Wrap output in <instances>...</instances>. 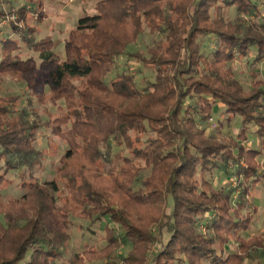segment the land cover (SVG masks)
I'll return each mask as SVG.
<instances>
[{
  "label": "trees",
  "instance_id": "1",
  "mask_svg": "<svg viewBox=\"0 0 264 264\" xmlns=\"http://www.w3.org/2000/svg\"><path fill=\"white\" fill-rule=\"evenodd\" d=\"M186 1L93 0L94 13L84 10L76 29L66 38L63 59L54 51L52 38L31 37L35 31L27 22L35 9H18L29 33L1 40L0 82L11 73L43 71L51 99L64 100L74 109L64 123L68 129L57 135L67 150L51 181L41 182L36 176L45 157L34 147L30 132L35 127L24 117V122L13 127L8 121L0 126V188L13 185L12 177H17L21 181L17 186L25 189L19 200L0 202V210H4L0 213V264H88L87 257L92 260L91 256H103L110 250H117V257L126 264H150L155 246L161 244L164 248L157 247L160 256L156 264H242L250 259L249 252L256 247L247 246L242 236L251 225L244 213V199L230 207L235 191L215 184L214 171L230 182L233 174L228 172V164L239 167L245 160L248 169L242 173L237 169L235 176L244 175L257 184L264 180V176L258 179L259 164L255 163L260 151H245L236 140L223 147L213 138L205 142L197 127L199 122L205 124L204 119L221 103L243 119V131L256 124V135L264 146V120L253 116L254 99L241 97L239 83L222 67L250 48L259 54L264 51V0H260L262 22L247 28L233 24L229 13L256 14L259 0ZM15 24L13 31L18 28ZM207 24L212 28L204 27ZM131 26L136 29L135 38L144 34V29L160 38L155 48H147L146 56L129 52L136 45V39L130 38ZM206 38L214 41L208 53L200 42ZM125 58L151 69L154 81L135 80L133 68L127 66L109 83L117 62ZM114 98L142 105L117 108ZM196 98H200L197 106H205V112L196 109ZM140 163L146 164L145 169ZM156 166L162 168L163 175L153 176L152 183L143 181L144 172L152 169L154 175ZM209 175L214 177L212 181L207 179ZM98 178H111L128 194L127 201L120 204L123 209L110 194L99 191ZM59 185L68 191L62 208L57 205ZM248 193L244 189L243 194ZM28 200L32 207L17 212L16 205ZM135 203L154 208L158 203L165 208L156 242L142 257L139 251H144L151 237L133 225L128 209ZM71 214L90 223L80 228L89 234L105 222L104 238L93 244L99 247L104 240L105 246L99 250L89 243L66 259L65 250L72 241L66 216ZM198 224L213 230L214 239L200 238L195 232ZM233 240L239 243L238 254L222 257L210 249L216 242ZM121 246L130 248L131 253L121 255Z\"/></svg>",
  "mask_w": 264,
  "mask_h": 264
},
{
  "label": "rangeland",
  "instance_id": "2",
  "mask_svg": "<svg viewBox=\"0 0 264 264\" xmlns=\"http://www.w3.org/2000/svg\"><path fill=\"white\" fill-rule=\"evenodd\" d=\"M91 2H93V0H0V11L2 13V16H0V57L1 40L3 38H6L7 36L16 38L15 34L25 36L29 33L26 23L21 22V16L18 12V9L24 7L27 11L35 9V13L29 16V20L27 22V24L30 27H33L35 31V33H31V37L35 35L34 37L36 40L52 38L54 41V51H56L58 56L63 59L65 40L71 31L76 29L79 16L85 14L84 10L88 13H94V7L90 4ZM180 2L187 3L186 0H180ZM25 3L27 4L25 5ZM34 3L36 5H33ZM37 4L39 6H37ZM258 6L259 10H257L256 14L253 15H245L244 13L237 14L235 11H231L229 13V20L233 24H240V26H244V28H247L253 23H261L262 20L259 19V16H261L263 6L260 0L258 1ZM37 15H39V17ZM262 18L264 19V12L262 13ZM12 23H16L15 26L18 25L17 27L19 29L17 28L15 29L16 31H13ZM262 23L264 24V21ZM204 27L209 29L212 28V26L208 24ZM129 31L130 38L134 40L136 39V45L129 49V52L131 53L141 52L146 56V51L149 46H153V49L159 44L160 38H158V36H153L151 31L148 29H144V34L138 37L136 36L137 38L133 35L136 33V29L134 27L131 26ZM229 31L234 32V30L231 29ZM200 42L205 48L204 52L206 53L209 52L210 48H213L214 41L209 42L206 38L204 40H200ZM127 66L133 68L132 75L135 77V80L139 81L143 79L154 81V72L151 71V69L144 68L143 65L139 64L135 60L129 61L128 58H125L117 62L118 69H116V71L108 78V82L110 83L111 80H115L116 75L127 68ZM222 67L229 70L228 72L232 75V81H237L239 83V88L242 91L240 94L241 97L254 99L253 104L256 106L252 108H255L253 116L256 119L263 121L264 51H262V54H259L255 51V49L250 48L248 51L245 50L243 55L236 56L231 64H223ZM45 78L46 74L43 71L29 74L11 73L5 75L0 82V126L3 122L8 121L7 124L13 127L17 125V123L20 124V122H24L22 120L24 117V120L29 126L35 127V130L30 132V134L33 135L32 139L34 140V147L36 150L42 152L45 157L44 162L41 167L38 168L36 173V176L41 182L55 179V171L59 168V160L67 150V146L65 145L63 139L57 135L60 131H66L68 129L69 125L64 123L65 120L68 121V118H71L74 109L70 106L71 104L66 103L64 100L56 101L51 99L49 88L45 84ZM78 86L79 88L81 87V85ZM162 94L163 93L160 95ZM108 97L109 99L111 98L110 96ZM103 99L105 100V98ZM199 100L200 98L195 99L196 109L205 112V106H197ZM112 102H114V105L117 106V108H122L129 104L142 105L139 102H133L122 98H114L112 99ZM248 103L252 104V101L250 100ZM204 123L205 124H200L199 122L197 128H199L204 134V137L206 138L205 142H209L208 140L213 138L220 146L223 147L230 146L231 141L236 140L238 143L242 144L245 151H251V149L259 150L260 154L256 157V162H254L259 164V169L257 171L258 179L264 176V146L256 135L258 128L256 124L248 125L247 130L243 131V119L229 113L226 107L221 103L214 107L212 110V116L204 119ZM250 157V155H246L247 160L250 159ZM79 161L84 162L82 159ZM134 165V168H137V162H135ZM247 165L248 162L245 160H242L239 167L234 164H228L227 170L233 174L230 182L224 174H219L218 170L214 171L217 173L216 177L218 179L214 180V183L220 184L222 187L232 188V190L235 191L230 207L235 208L238 201H241L242 203V200L244 199L243 204L246 205L244 213L247 219H250L249 221L251 225L248 233H244L242 236L246 239L245 241H248L249 244L247 246H250V248L256 247V249H251L249 252L251 255L248 256L250 259H246L242 264H264V180L254 184V180H246L244 175L241 177L235 176V171L236 173L238 172L237 169L240 170L241 173L245 172V169H248ZM145 166V163H140V167H142V169H145ZM160 169L156 166L154 175L151 171L152 169L145 171L142 176L143 181L152 183L150 180H152L151 178L153 176L157 178L161 174L163 175L162 168ZM213 178V176H207L209 181H212ZM12 180L14 182L13 185L8 187L4 185L0 188V202L6 203L12 199L19 200V198H21V196L25 193V189L17 186L21 181L17 179V177H12ZM25 181H28V179ZM58 181L60 180L58 179ZM96 184L100 192L110 194L114 203L117 204V207L123 209L120 204L125 203L128 198V194L124 190L120 189L111 178H98L96 180ZM59 186L61 187L62 185ZM244 189L249 190L247 196L243 194ZM67 194L68 191L64 189V187H61L60 193L57 194L58 208H62L65 205ZM72 204L74 205L73 202ZM31 207L32 204L30 203V200H28L26 202H21L19 206L16 205L15 209L19 212L22 208L29 210ZM156 207L157 208L135 203L128 209L133 225L142 229L151 237L150 243L147 247L143 246L145 247L144 251H139L140 257H142V255H147L148 252L145 250H147L150 245H154L157 239L156 230L159 226L158 222L162 219L165 208L158 203ZM169 212L170 210L166 212V215L169 214ZM0 213H4V210H0ZM71 215L66 216V221L71 225L72 235V241L65 250L66 259H69L82 251L84 249V245H89L90 243L89 246H91L94 242L100 241L104 238L105 235L104 231H102L106 225L105 222H103L98 228L94 227V234H89L82 232L80 228L82 226L87 227L90 223L82 221L76 214ZM203 223L206 224V222ZM2 224L3 221L0 217V225ZM182 227L187 229L188 226L183 224ZM195 230L200 238H203L206 241L214 239L215 232L213 230L206 229L204 226H199V224L195 227ZM105 244L106 242L103 240L100 242L99 247H97V244L93 246L95 248H99L100 250L105 246ZM238 244L239 243L235 240L227 244L216 242L210 246V249L211 251L215 250L218 253L217 256L223 255L222 257H227L226 254H238ZM158 246H160V250L164 248L162 244L157 245V247ZM157 247L155 246V252L151 257L150 264H156L158 261L160 254L157 252ZM119 251L121 255L124 254L126 256L129 255L132 250L121 246ZM116 253L117 250H110L109 253L103 256H91V258H93L92 260H89L90 257H87V263L126 264L127 262L120 260ZM60 263L62 262L60 261ZM208 263L205 262V264ZM63 264L66 263L64 262ZM135 264L140 263L138 262Z\"/></svg>",
  "mask_w": 264,
  "mask_h": 264
}]
</instances>
